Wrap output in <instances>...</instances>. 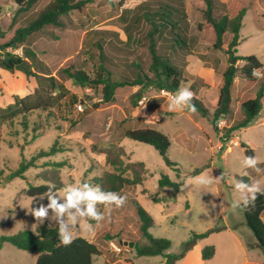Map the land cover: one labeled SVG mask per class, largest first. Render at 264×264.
<instances>
[{"label": "rangeland", "instance_id": "374dc122", "mask_svg": "<svg viewBox=\"0 0 264 264\" xmlns=\"http://www.w3.org/2000/svg\"><path fill=\"white\" fill-rule=\"evenodd\" d=\"M50 1L40 0L37 9ZM146 1L92 0L62 16L63 26H49L30 40L29 47L37 52L38 70L56 75L57 70L71 59L76 67L93 77L100 61L99 42L114 80H133L139 67L153 76L149 72V26L138 10V6ZM219 1L225 4L223 11L232 18L242 8L246 9L239 31L237 54L241 57L256 55L264 64V0ZM183 4L187 20L183 37L187 45L172 48L169 34L155 38V41L158 51L178 68L182 78L179 88H190L195 97L210 109L211 116L204 117L198 111L170 112L168 98L161 95L162 89L153 86L144 88L138 101L136 94L141 86L118 87L113 100L104 102L102 86L82 87L72 80L64 81L69 90L67 98L55 105L48 117L45 113L31 115L30 119L36 120L43 128L42 134L34 141L26 145L24 140L27 135L19 125L17 136L7 126H3L0 143L1 178L15 170L21 160L30 159L38 150L48 149L56 140L66 146V151L49 159L38 160V167L27 170L24 179L17 177L0 186V238L24 229L34 231L45 223L57 225L50 219L40 224L30 214L32 208L47 206L49 201L46 195H26L28 183L49 184L58 178L64 185L88 183L97 186V178L114 171L111 165H106L104 156L99 154L110 152L112 157L120 156L122 148L123 155L120 157L124 164L143 162V170L137 165L132 170L141 173L145 180L136 187L123 188L120 195L127 196L123 207L113 206L111 211H106L104 205H97L104 219L99 225L96 221L94 224L88 221L95 229L94 234L85 230L83 221L73 228L74 239L84 237L100 247L102 255L96 256L93 264H166L165 255L138 256L134 246L122 243H148L139 231L138 217L132 205L134 199L154 220L149 232L155 238L171 240V247L166 251L171 256L182 253L194 232L204 233L222 225L234 226L249 248H258L254 237L247 236L250 229L245 223L243 212L239 209L233 211L231 204L236 198L233 181L240 180V177L249 178L251 183L259 181L264 188V99L262 114L252 124L234 132L232 139L225 144L220 136L235 119H242L240 104L256 97L264 84V76L258 78L255 84L243 83L242 79L236 77L232 93V116L212 121L221 74L228 65V57L224 50L213 47L214 35L203 16L204 3L201 0H183ZM17 8L16 0H0V31L6 36L14 29L11 20ZM232 37L230 32L224 35V48H227ZM9 51L19 55L23 53L21 48H10ZM237 64L241 67L244 61L240 60ZM28 90L27 79L21 72L0 68V104L1 99H4L3 94L9 92L22 96ZM72 95L77 97L75 103L72 102ZM139 127L157 129L169 136L171 146L167 156L178 163L181 178L176 176L172 167L166 165L163 157L152 146L123 138L124 128ZM30 135L26 138L29 139ZM241 143L252 148L259 161L257 167L261 169L260 172L242 167L241 161L247 154ZM47 160H67L69 165L55 174L50 171V167L44 166ZM196 169L201 172L191 176L190 173ZM132 170L124 176L133 177ZM162 175H167L173 181L184 179L176 201L170 200L174 194L171 188L159 187ZM201 176L213 178L214 183L205 187L190 182L191 178ZM62 190L55 192L61 198ZM153 198L161 201L156 203ZM59 202L64 201L61 199ZM80 207L83 209L85 205L81 204ZM70 212L75 214L76 209ZM62 219L67 220V213ZM230 234L229 231L210 233L197 239L188 253L174 260L173 264H209L201 259V251L207 246L217 249L216 258L210 261L212 264H252L262 256L260 248L248 250L249 255L245 256ZM38 256L37 252L18 249L8 243L0 248V264H36Z\"/></svg>", "mask_w": 264, "mask_h": 264}, {"label": "trees", "instance_id": "16d2710c", "mask_svg": "<svg viewBox=\"0 0 264 264\" xmlns=\"http://www.w3.org/2000/svg\"><path fill=\"white\" fill-rule=\"evenodd\" d=\"M91 1L51 0L43 8L37 9L40 0H16L18 8L12 15L11 20L14 29L8 36L0 31V68L10 72H21L27 79L29 90L22 96L9 92L6 95L3 94L4 99H1L2 104H0V143L2 141L3 126H7L13 135L17 136V125H19L21 131L27 135L24 140L26 145L39 137L43 132V128L36 120L30 119V117L33 113H37L38 116L45 113L48 117L52 111L51 109L67 98L69 90L64 84L66 80H72L82 87L98 88L102 86V100L104 102H111L114 98L115 90L118 87L126 85L141 86L139 92L136 94L137 101L141 99L143 89L149 86L167 89L171 92H176L179 89L182 82L180 72L174 64L170 63L166 56L158 51L155 38L166 37V34H169L170 46L172 48H182V45H187V41L183 37V33H185L184 26L187 25L183 0H148L138 6L142 19L149 26L148 47L151 54L149 72L153 76H149L147 72H143L139 67L136 77L133 80H114L106 64L103 47L99 42L97 46L100 61L93 77L83 69L76 67L71 59L57 70L56 75L38 70L39 60L37 52L29 47L31 38L35 35L42 34L49 26H63L62 16ZM201 1L205 5L203 16L206 25L212 30L214 35L213 47L217 50H224L228 57V65L221 74L222 82L219 88L218 101L212 113V121L215 122L221 117L229 118L233 114L232 91L235 78L239 77L247 84H255L258 78L252 75V70L259 68L264 76V64L256 55L241 57L237 54L239 31L242 27V20L245 16L246 9L242 8L232 18L228 13L223 11L225 4L219 0ZM228 32L232 33L233 37L228 43L227 48H224V35ZM10 48H21L23 53L19 55L11 52L9 51ZM240 60L244 61L241 67L237 64ZM71 97L73 98L72 102L75 103L77 97L75 95ZM263 99L264 84L259 88L256 97L247 99L240 104L243 117L240 120L235 119L221 134L220 140L224 144L232 139L234 132L249 126L261 116ZM193 103L202 116L207 118L211 116L210 109L200 99L194 97ZM184 111L188 112L187 109ZM29 133L31 135L27 139L26 137H28ZM122 134L123 138H129L152 146L163 157L166 165L172 167L176 171V176L181 178L182 174L178 163L170 160L167 156V152L171 146L169 136L157 129L149 127L135 129L124 128ZM241 147L245 149L248 157L254 156V152L249 145L241 143ZM64 151H66V146L56 140L48 149L38 150L30 159L21 160L18 167L4 178H1L2 174L0 172V186L17 177L24 179L27 170L38 167V160L49 159ZM99 155H103L106 165H111L114 169L113 172L97 178V185L100 186L102 192L112 191L120 194L123 188L136 187L145 180L141 173L135 171V169L132 170L134 165L139 166L143 170V162L124 164L120 157L123 155L122 148H120V156L116 155L112 157L110 152H101ZM68 165L67 160H47L44 164V166L50 167V171H53L55 174L59 173L62 168ZM130 170L133 171L134 176H124ZM200 172V169H196L190 175L195 176ZM240 180L251 183V180L246 177H240ZM183 184L184 179L181 181H173L167 175H162L159 180V187L161 189L171 188L174 191V194L170 197L171 201H176L177 194ZM64 187L65 185L58 178L49 184L33 185L28 183L25 194L29 197L44 196L50 190L56 192ZM153 201L157 203L161 200L153 198ZM132 205L138 217L139 231L148 241L147 244L142 245L137 242L135 243L134 248L136 249L137 255H165L167 257L166 264H173L174 260L184 257L195 245L197 239L204 238L218 229H210L199 234L194 232L192 239L185 244L182 253L179 256H171L170 254H166V251L171 247V240L155 238L149 232V229L154 223L152 216L137 199L133 200ZM239 210L243 212L246 225L253 233L256 247L260 248L264 254V221L262 219L264 195L258 194L254 203L250 204L247 208H241ZM89 221L93 224L95 223L94 220ZM5 243L28 252H37L39 256L36 264H93L94 258L102 255L98 244L84 237H77L70 245H63L58 238V225L50 226L47 223L41 225L34 231L24 229L13 235L2 236L0 238V248ZM215 252L214 246H207L202 249V261L206 262L213 259Z\"/></svg>", "mask_w": 264, "mask_h": 264}, {"label": "clouds", "instance_id": "9594fccd", "mask_svg": "<svg viewBox=\"0 0 264 264\" xmlns=\"http://www.w3.org/2000/svg\"><path fill=\"white\" fill-rule=\"evenodd\" d=\"M252 75L257 78H261L262 72L259 68L252 70ZM55 94V93H53ZM168 98V110L170 112L184 111L187 109L189 112L195 113L197 111L195 104L193 103L195 94L188 87H181L176 93L163 92ZM259 161L256 156H245L241 165L244 168H252L257 172L261 169L257 167ZM191 183L200 186H210L214 183L213 178L210 177H195L191 178ZM234 193L236 198L233 200L231 207L233 211L241 208H247L250 204L254 203L259 195H264V188L261 187L259 181L253 183H247L243 180L233 181ZM63 197L57 195V193L51 190L46 193L49 203L47 206L40 205L38 208H32L31 215L40 224H43L46 219H50L56 222L58 225V238L60 242L67 246L74 240L73 228L81 221L84 222V228L89 234H94L95 229L92 224L88 223L89 220H94L97 225L104 219V214L101 213L97 205L102 204L106 211H111L112 207L121 208L127 202L126 195H120L117 192L101 191L100 186H90L88 183H82L77 185L67 184L63 188ZM63 203H60V200ZM84 204L85 207L81 209L80 205ZM75 208V214L70 210ZM49 210L52 215L49 216ZM67 213V220L62 219ZM79 218V219H77ZM71 225V227H69Z\"/></svg>", "mask_w": 264, "mask_h": 264}, {"label": "crops", "instance_id": "0c3cea01", "mask_svg": "<svg viewBox=\"0 0 264 264\" xmlns=\"http://www.w3.org/2000/svg\"><path fill=\"white\" fill-rule=\"evenodd\" d=\"M240 79V78H239ZM241 80V79H240ZM236 81V80H235ZM221 82H222V80L220 79V85H221ZM242 82L243 83H245L243 80H242ZM234 87H235V83H234V86H233V89H234ZM232 93H233V91H232ZM232 99H233V95H232ZM217 101H218V98L216 99V102H215V105L217 104ZM262 219H263V221H264V211H263V213H262ZM246 223V222H245ZM218 228V229H217ZM216 229V231H214V232H212L211 234H213V233H222V232H226V231H229V233H231L230 235L236 240V242H237V244H238V246L240 247V250L244 253V255L246 256V255H249V251L248 250H257V249H259V248H249L248 246H247V243L245 242V241H243L242 239H241V237L237 234V232H236V230H235V227L234 226H231V225H225V226H221V227H217ZM247 236L248 237H253V233L251 232V230H250V232H248L247 233ZM260 251L262 252V250L260 249ZM216 255H217V249H216V252H215V256L213 257V259H211V260H209V261H206V262H209V264H212V262L214 261V259L216 258ZM260 258L257 260V261H255V262H251L252 264H264V254H263V252H262V256H259ZM210 261H212L211 263H210ZM246 262H249V260L248 259H246ZM250 263V262H249ZM214 264H218V263H214Z\"/></svg>", "mask_w": 264, "mask_h": 264}, {"label": "water", "instance_id": "95a60500", "mask_svg": "<svg viewBox=\"0 0 264 264\" xmlns=\"http://www.w3.org/2000/svg\"><path fill=\"white\" fill-rule=\"evenodd\" d=\"M122 243L124 244V245H128V246H130V247H133L135 244H134V242L133 241H122Z\"/></svg>", "mask_w": 264, "mask_h": 264}, {"label": "built area", "instance_id": "2783aa9c", "mask_svg": "<svg viewBox=\"0 0 264 264\" xmlns=\"http://www.w3.org/2000/svg\"><path fill=\"white\" fill-rule=\"evenodd\" d=\"M164 91H166V92H168V93H172L171 91H169V90H167V89H162V90H161V95H162V96H165V95H163V92H164ZM165 97H166V96H165ZM79 107H80V109H82V108H81V105H80ZM120 250H121V249L119 248L118 251H120Z\"/></svg>", "mask_w": 264, "mask_h": 264}]
</instances>
